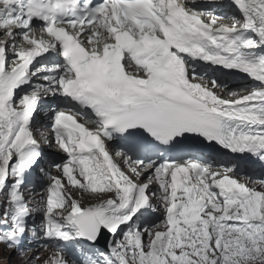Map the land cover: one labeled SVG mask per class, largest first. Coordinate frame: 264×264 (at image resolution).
<instances>
[{
  "label": "snow or ice",
  "instance_id": "snow-or-ice-1",
  "mask_svg": "<svg viewBox=\"0 0 264 264\" xmlns=\"http://www.w3.org/2000/svg\"><path fill=\"white\" fill-rule=\"evenodd\" d=\"M0 264H264V0H0Z\"/></svg>",
  "mask_w": 264,
  "mask_h": 264
}]
</instances>
